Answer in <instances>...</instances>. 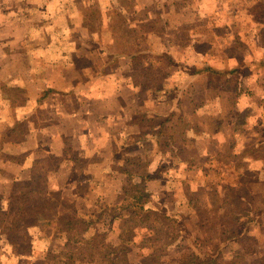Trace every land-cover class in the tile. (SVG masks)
<instances>
[{
	"label": "crops",
	"instance_id": "1",
	"mask_svg": "<svg viewBox=\"0 0 264 264\" xmlns=\"http://www.w3.org/2000/svg\"><path fill=\"white\" fill-rule=\"evenodd\" d=\"M197 55L175 57L171 50L168 53L170 69L162 73L161 81L158 78L152 88L142 89L145 96L143 102H136L138 97L134 96L136 89L141 90V86L134 82V56H141L143 60V54L136 53L117 58L126 60L131 67L133 75L129 81L131 79L132 84L111 87L108 92L92 87L90 90L94 93L92 98H88L90 102L81 105L82 108L88 107V112L85 111L83 116L79 112L73 115L62 111L64 105H55L54 108L47 102L43 103L53 94L48 87L39 98L15 105V108H10L8 116L0 118V258L13 257V264L17 263L19 248L11 239L19 237L15 231L21 229L23 221L22 212L14 211L21 195L26 196V207L43 206L50 211V215L40 212L31 220V226H25L31 235L29 254L35 259L37 255L50 254L48 246H40L39 227L44 229L50 222L68 221V216L74 219L72 209V213L65 210L69 202L79 205L80 199L87 196L89 200L92 199L89 205L93 211L101 202L109 207H112L109 204L119 205L121 199H117L114 190L122 188L118 185L119 176L126 180L134 171L131 168L135 155L132 154L134 143H139L140 148L144 143L160 137L159 128L172 115L171 121L182 119L191 128L189 139L196 143L195 152L189 155L191 159L178 162L177 167L171 168L169 172L176 177L174 181L171 175L165 176L161 154L153 162L146 165L141 163L144 167L138 174L141 177L158 174V197L156 195L157 198L152 201L153 208L144 204L146 209L164 215L167 210H178L180 207H184L183 211L187 210L180 218L176 217L183 227L179 232V242L167 253V257L173 252L178 257L174 264H200L194 257L193 261L185 262L186 253L199 259L206 253L208 262L203 264H259L254 263L253 256L256 250H260L257 255H264V182H260L261 175H264V65L259 57H252L258 64L255 61L244 63L229 75L227 70L234 64L238 65L239 59L200 57V52ZM145 63L141 68L147 66ZM190 68L200 73L192 76ZM180 72L182 75L178 78ZM96 76L104 75L99 71L93 77ZM223 76L225 84L221 88L216 84L219 79H215ZM235 76L242 82V88L237 90L235 87L234 93L239 94L241 90L245 93L238 98L233 91H227L230 79ZM141 79L145 85L147 81ZM81 88L76 86L78 90ZM253 88L260 90L261 96ZM81 92L77 96L79 100ZM167 94L173 98L172 102H166ZM42 96L44 98L40 99ZM246 102L250 103L249 107ZM75 105L72 104L73 108L81 110ZM43 108L53 109L50 116L41 118L34 125L29 122L31 119L27 114L33 109L38 112ZM145 108L146 119L135 120L138 114L143 117L142 109ZM254 110L259 112L256 114ZM14 112L16 118L13 117ZM226 150L229 153L225 157L233 160L229 167L226 161L221 160ZM175 161L178 159L175 158ZM206 161L215 165L205 167L203 164ZM159 171L163 174H159ZM203 173L208 176H202ZM221 174L232 179L239 178L241 182L233 184L227 191L224 186L216 184V177ZM111 178L112 182L107 180ZM99 180L105 182L97 186ZM147 184L145 190L149 193ZM81 189L88 190V193L81 195ZM65 192H70V197L64 195ZM216 194H219L221 202L215 200ZM3 220L7 223L5 227ZM231 220V227L219 223ZM260 224L263 227L261 230ZM211 226L217 229L216 233L205 237L206 232L203 235L201 230ZM204 237L206 247L199 241ZM250 237L252 246L247 249L242 240ZM212 243L214 248L211 247ZM25 247L28 249V244ZM259 257L264 264V257ZM40 264L50 263L44 259Z\"/></svg>",
	"mask_w": 264,
	"mask_h": 264
},
{
	"label": "rangeland",
	"instance_id": "2",
	"mask_svg": "<svg viewBox=\"0 0 264 264\" xmlns=\"http://www.w3.org/2000/svg\"><path fill=\"white\" fill-rule=\"evenodd\" d=\"M171 50L175 57H198L197 52H200V57L239 59L238 65L231 64L232 68L227 70L229 75L244 63L255 61L258 64L252 57H259L260 63L264 65V0H0V118L8 116L10 108H15V105L39 98L42 91L48 87L53 94L44 99L43 103L47 102L54 108L55 105H64L62 111L73 115L79 112L83 116L85 111L88 112V107L82 108L81 105L90 102L88 98H92L94 93L90 90L92 87L99 90L103 88V92H108L111 87L131 83V67L129 68L126 60L117 58L130 57L136 53L143 54V60L148 66H145V69L153 68L152 71H156L153 72L154 78L145 85L141 79L143 77L139 76L144 72L140 73L139 68L134 71V82L141 86V90L136 89L134 96L138 97L136 102H143L145 96L142 89L146 86L152 88L158 78L161 81L162 73L171 66L168 58ZM137 64L135 62V65ZM138 67L141 68V65ZM99 71L104 76L93 77ZM190 71L192 76L200 73H195L192 68ZM181 75L180 72L178 78ZM218 79L216 84L224 88V76L215 80ZM76 86L82 88L78 90ZM227 86V91H233L237 98L245 94L243 90L239 94L234 93L235 87L237 90L242 88V82L237 80L236 76L230 79ZM253 89L261 96L260 90ZM79 92L80 100L77 98ZM168 96L170 97L165 95L166 102H172L173 98ZM246 100L250 101L248 98ZM72 104L81 107V110L77 111L78 108H73ZM246 104L249 107L250 103ZM33 110L27 114L31 119L29 122L33 125L41 118L50 116L53 111L51 108H43L38 112ZM146 112V108L142 109L143 117L147 116ZM258 112L255 111L256 114ZM54 113L59 116L57 111ZM13 117L16 118L15 112ZM143 117L138 114L135 120L146 119ZM173 117L170 115L163 127L159 128L160 137L144 143L140 148L139 143H134L132 154L135 155L131 168L135 172L133 171L126 180L119 176L118 185L122 188L114 190L121 203L128 197L127 194L134 195L136 188H146L148 182L150 192L144 203L153 208L152 201L158 197V174L153 177H141L138 175L144 167L141 163L146 165L153 162L161 154L165 176L171 175L174 181L176 177L169 172L171 168L177 167L178 162L191 159L189 155L195 152L196 144L189 139L191 128L182 119L171 121ZM227 153L229 151L226 150L221 160L226 161L229 167L233 160L231 157H225ZM175 158L178 161H175ZM203 165L206 167L215 164L206 161ZM159 174L163 173L159 171ZM204 175L208 176L203 173L202 176ZM112 179L107 180L112 182ZM216 179L217 186H224L227 191L233 184L238 185L241 182L239 178L232 179L222 174ZM103 182L105 181H97V186ZM260 182H264V175H261ZM109 189L108 186L107 193ZM86 193L88 190L81 189V195ZM64 195L70 197V192H65ZM214 197L217 202H221L219 194ZM26 200V196L21 195L18 205L14 208L15 212H22L23 219L21 229L15 231L19 237L11 239L19 248V257L15 264H40L44 259L50 264H174L178 261L173 252L168 257L167 253L179 242L175 238L183 223L178 222L176 217L180 218L181 214L187 211H183L184 207L178 210L166 209L165 215H168L170 221L142 226L131 234L129 229L128 232H123L122 221L125 215L121 211L117 212L121 203L116 206L109 204L112 206L109 207L101 202L93 211L89 205L92 199L89 200L87 196L80 199L79 205L68 201L69 205L65 206V210L71 212L72 209L75 213L74 219H71L72 216L68 217L74 222L68 227L58 221L48 223V227L44 229L39 227L40 246H48L50 254L37 255L38 258L35 259L29 254L31 235L25 226H31L33 219L40 212L50 215V211H46L43 206L26 207ZM81 205H84L83 208ZM9 213L11 214V211ZM219 223L226 227L232 226V220ZM2 224L3 227L7 226L4 220ZM262 224L259 226L260 230L263 228ZM214 226L201 230V233L204 235L206 232L205 237H211L217 231ZM130 229H133L132 226ZM66 231L76 235L75 239L79 241L68 242L64 237ZM205 237L199 240L204 247L207 245ZM126 238L128 244L123 243ZM170 239L173 242L169 244ZM251 240V237L243 239L242 244L248 249L252 246ZM27 244L28 249L25 247ZM211 247L214 248L213 243ZM154 249L157 251H153ZM259 251L256 250L253 256L254 263L263 264L259 256L264 255H257ZM188 255L186 253L185 262L193 261L194 258L200 264L208 262L206 253L201 259ZM12 258H0V261L2 264H13Z\"/></svg>",
	"mask_w": 264,
	"mask_h": 264
},
{
	"label": "trees",
	"instance_id": "3",
	"mask_svg": "<svg viewBox=\"0 0 264 264\" xmlns=\"http://www.w3.org/2000/svg\"><path fill=\"white\" fill-rule=\"evenodd\" d=\"M135 60L133 61V69L136 70V68L141 65L143 66L144 61L141 59V56H134ZM135 62H137L138 64L135 65ZM139 72L143 73V75H139L140 77H143L145 81H149L150 79L154 78V74L152 71V69H145L144 67H142L141 69H139ZM147 87V86H146ZM46 94V93H45ZM44 96H42L40 99H43ZM146 188L144 186L139 187L138 189H135L134 195L133 194H127L128 197H126L123 202L120 204L118 211L117 212H123V215H125V219H123L122 221V225H123V232H128L127 230H130V233L133 234L135 232V230L137 228H140L142 226H148V225H153L156 222H160L162 224L163 222H167L170 221L169 217L167 215L146 209L144 207V199L145 197L148 195V193L145 190ZM61 224L63 223L65 226L68 227V225H70V223L74 222L72 220H68V221H59ZM175 222V221H173ZM132 226L133 229H130V227ZM178 234H176L175 239H177V241L179 240L180 237V233L177 232ZM76 235L74 234H68L66 231V239L69 242H78L79 240H76L75 237ZM121 238H122V234H121ZM170 242H173L172 239H170V241H168V243L170 244ZM124 244H128L129 241L126 238L123 241ZM165 246V245H163ZM153 251H157L156 249H154ZM153 253V252H152ZM151 253V254H152Z\"/></svg>",
	"mask_w": 264,
	"mask_h": 264
}]
</instances>
